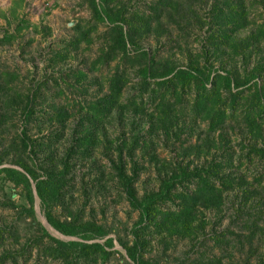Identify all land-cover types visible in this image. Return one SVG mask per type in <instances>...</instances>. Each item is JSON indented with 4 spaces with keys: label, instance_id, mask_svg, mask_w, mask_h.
Returning <instances> with one entry per match:
<instances>
[{
    "label": "rangeland",
    "instance_id": "obj_1",
    "mask_svg": "<svg viewBox=\"0 0 264 264\" xmlns=\"http://www.w3.org/2000/svg\"><path fill=\"white\" fill-rule=\"evenodd\" d=\"M115 1H123L127 9L137 15L138 20L133 26L141 47L156 50L158 57L176 65L183 64L189 57H196L204 28L196 20L204 15L210 0H173L178 6L174 4L164 9L146 26L143 21L150 17L147 4L151 0ZM190 7L195 16L187 12ZM174 8H178L176 13H173ZM248 18L251 20L238 32L239 35L247 33L254 22L264 20V4L252 2ZM84 31L86 35L82 36ZM107 38L106 23L95 21L85 0H0V150L7 151L1 165L14 166L10 158L18 153L23 156L17 137L23 125L19 106L25 94L36 90L33 97L35 117L26 123L27 132L32 137L49 140L55 155L63 154L73 142L72 131L81 115L82 105L105 90L106 77L113 70L115 58L105 63H92ZM257 58L264 62V39L254 45L249 65ZM222 60L226 68L238 74L241 72L239 55L226 54ZM131 64H125L122 97L136 93L134 82L137 76ZM77 70H82L84 75L76 78L73 73ZM257 80L264 85V67L257 74ZM55 105H61L67 111L62 128L47 118V110ZM152 106L153 103L146 100L144 105H138V109L124 108L121 113L113 112L100 122L96 130L99 139L88 155L73 154L70 157L69 179L63 188L62 200L52 206V212L62 218L77 211L75 213L81 219H93L111 228L107 235L114 237L118 233L124 239H130L128 229L137 210L129 206L112 174L108 158L114 155V151L102 152L101 149L104 138H114L122 131L129 133V119H140L131 126L144 133L145 141L136 149L139 170L134 186L137 194L155 188L158 175L164 174L169 162L181 158L202 165L213 155L217 158L223 156L226 161L222 170L235 175L236 180H241L250 189L249 196L240 204L243 212H236L238 188L224 189L219 210H202L205 223L195 237L162 240L154 234L144 254L160 257L163 264L183 257L201 260L203 254L219 257V264H244L246 260L251 263L264 241V159L248 154L246 146L240 144L248 142V133L233 120H227L219 129L208 131L203 120L172 112L167 136L161 130L151 133L146 131L148 123L143 119L144 114L149 115ZM173 129L179 132L176 138L170 132ZM218 130L226 134L223 141L218 139ZM19 204H28L23 189L0 175V254L7 251L12 255L0 264H59L57 257L40 251L41 243L37 246L27 240L28 235L35 232V223L30 216L17 212ZM33 214L52 236L62 240L78 239L60 233L45 220L36 195L33 196ZM246 215L257 225H243ZM215 234H218L216 240ZM103 238L87 241L102 242ZM110 249L112 252L107 258L94 264H122L124 259L127 260L115 238Z\"/></svg>",
    "mask_w": 264,
    "mask_h": 264
},
{
    "label": "trees",
    "instance_id": "obj_2",
    "mask_svg": "<svg viewBox=\"0 0 264 264\" xmlns=\"http://www.w3.org/2000/svg\"><path fill=\"white\" fill-rule=\"evenodd\" d=\"M85 1L90 15L95 21L105 22L108 31L107 41L92 63H105L116 59L112 72L106 77L105 90L82 105L81 115L72 131L73 142L59 156L55 155L49 140L32 137L27 132L26 123L35 117L33 97L37 90L25 94L19 106L23 125L17 136L23 156L18 153L10 158L14 166L1 165L7 152L1 149L0 175L23 189L28 204H19L17 212L30 216L35 223V232L29 234L27 240L37 246L41 243L40 251L57 257L59 264H94L103 260L112 252L110 247L114 238L127 257L122 264H163L160 257L144 254L154 234L159 235L162 240L195 237L205 223L202 210H219L223 203V190L229 187L238 188V193L235 194L238 198L236 212L244 211L240 204L247 199L250 189L241 180H236L235 175L222 170L226 161L223 156L217 158L213 155L202 165L191 164L181 158L173 160L171 164L168 163L164 174L158 175L155 188L137 194L134 186L139 170L136 149L141 148L145 141L144 133H139L131 126L136 125L140 119H129V133L122 131L114 138H104L101 151H114V155L108 158L112 174L123 190L129 206L137 210V216L128 229L130 239H124L118 233L114 237L107 235L111 228L93 219H81L75 213L77 211L62 218L52 212V206L62 200L63 188L69 179V159L73 154L88 155L99 139L96 130L104 118L111 116L113 112L119 114L127 107L138 109V105H144L146 100L153 103L152 109L148 111L152 116L144 114L143 120L148 123L146 131L156 133V130H161L166 135L172 124L169 116L171 112L176 115L184 113L193 119L203 120L208 131L219 129L227 120H233L239 122L249 135L247 143L243 140L240 142L242 146H246L247 153L264 159V85L257 80V74L264 67V62L261 57L249 65L254 45L264 39V20L254 22L247 33L238 34L251 20L248 18L249 5L252 2L264 4V0H210L204 15L195 19L204 27L196 57H189L181 65L161 59L156 50L149 51L140 46L133 26L138 20L137 15L129 11L123 1ZM174 4L178 6L173 0L149 1L147 12L150 17L143 21L144 25L157 19L164 9L173 7ZM177 9L174 8L173 13ZM187 12L196 15L191 7ZM81 35H86V31ZM226 54L240 56L241 75L225 67L222 58ZM126 63H132V67H135L136 93L122 97ZM73 74L79 78L84 72L77 70ZM47 111V118L62 128L67 111L61 105L52 106ZM176 128L181 129L178 125ZM170 132L175 138L179 135L175 129ZM217 135L220 141L226 138L222 130H218ZM34 195L39 200L45 220L60 233L76 236L78 239L62 240L48 233L35 220ZM251 224L257 225L256 221L246 215L243 225L247 227ZM101 236H104L102 242L87 241ZM217 236L218 234L214 235V240ZM43 238L47 240L43 241ZM9 255L10 252L3 251L0 262ZM200 259L183 257L166 264L220 262L219 257L206 254ZM244 264H264V241L254 260L251 263L246 260Z\"/></svg>",
    "mask_w": 264,
    "mask_h": 264
}]
</instances>
